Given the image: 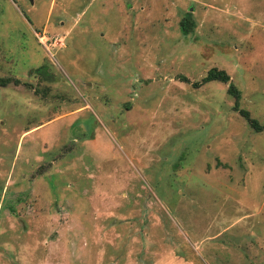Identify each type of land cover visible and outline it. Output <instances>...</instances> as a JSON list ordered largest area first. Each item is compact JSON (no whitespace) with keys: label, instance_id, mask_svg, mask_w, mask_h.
Masks as SVG:
<instances>
[{"label":"rangeland","instance_id":"obj_1","mask_svg":"<svg viewBox=\"0 0 264 264\" xmlns=\"http://www.w3.org/2000/svg\"><path fill=\"white\" fill-rule=\"evenodd\" d=\"M2 77L0 264H264V0H0Z\"/></svg>","mask_w":264,"mask_h":264},{"label":"trees","instance_id":"obj_2","mask_svg":"<svg viewBox=\"0 0 264 264\" xmlns=\"http://www.w3.org/2000/svg\"><path fill=\"white\" fill-rule=\"evenodd\" d=\"M179 30L182 34H187L192 31L193 28V22L190 18V13L186 12L182 16V18L179 21ZM40 67H37V69ZM36 69V70H37ZM228 75L225 73L222 69H216V68H210L206 71V73L201 78L200 83L217 80L221 82H227L228 81ZM13 81L14 83H17L16 79H11L9 77H2L0 78V86H4L7 83ZM227 92L234 98V104L233 109L238 110L239 114L245 118L248 125L255 131H261L264 129V123H259L255 119L251 118L246 110L238 109V99H239V91L234 87L232 83H228L227 85Z\"/></svg>","mask_w":264,"mask_h":264},{"label":"water","instance_id":"obj_3","mask_svg":"<svg viewBox=\"0 0 264 264\" xmlns=\"http://www.w3.org/2000/svg\"><path fill=\"white\" fill-rule=\"evenodd\" d=\"M29 2H31L32 0H28Z\"/></svg>","mask_w":264,"mask_h":264}]
</instances>
